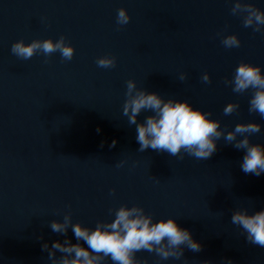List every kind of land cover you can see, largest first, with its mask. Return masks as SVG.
<instances>
[{"label":"water","instance_id":"obj_1","mask_svg":"<svg viewBox=\"0 0 264 264\" xmlns=\"http://www.w3.org/2000/svg\"><path fill=\"white\" fill-rule=\"evenodd\" d=\"M232 3L0 0V264H59L65 254L53 250L49 258L41 244L65 237L76 243L71 224L92 229L121 206L140 208L154 221L174 217L201 244L199 251L185 248L179 260L140 250L138 264H264V247L247 242L230 220L234 209L264 207V173H244L243 150L223 135L253 121L260 130L249 142L264 145V119L249 111L252 90L237 93L231 86L240 62L264 73V26L254 31L257 25L242 23L243 5L264 11V0H241L235 14ZM120 7L129 16L123 25L116 22ZM229 34L238 47L221 43ZM61 36L74 49L70 60L59 51L27 60L10 51L16 40ZM101 56L114 57V66H98ZM129 80L133 91L208 112L222 133L216 151L207 159L183 150L177 156L138 151L135 124L122 112ZM229 102L238 107L224 114ZM147 114L142 110L137 121ZM65 215L66 231L53 232L50 222ZM99 264L113 262L104 257Z\"/></svg>","mask_w":264,"mask_h":264},{"label":"clouds","instance_id":"obj_2","mask_svg":"<svg viewBox=\"0 0 264 264\" xmlns=\"http://www.w3.org/2000/svg\"><path fill=\"white\" fill-rule=\"evenodd\" d=\"M241 6V0H233L232 13L235 14ZM243 10L247 12L243 25L248 27L255 24L257 27L254 31H261L259 26H264V11L252 4H244ZM128 21L126 10L118 8L117 24L123 25ZM221 43L229 48L238 47L240 41L235 34H229L221 39ZM10 51L25 60L37 52L48 56L59 51L62 59L70 60L74 49L61 36L55 41L51 38L33 39L27 43L16 40L11 44ZM96 63L102 67L114 66L115 58L101 56ZM184 78L185 74L181 73L180 79ZM201 79L208 82L207 73H203ZM225 84H228V80H225ZM231 86L232 91L237 93L251 89L249 111L258 113L264 119V73L260 66L248 62L238 63L231 77ZM134 88L132 80L126 82L125 94L128 98L123 103L122 112L127 116L129 124H135L138 151L153 149L177 156L183 150L197 159H207L216 151V141L222 133L219 121L211 119L208 112L193 107L185 100H165L154 91H133ZM237 107L238 105L229 102L223 107V112L230 114ZM142 110L148 114L142 121H137ZM259 130L258 123L249 121L237 123L231 131L223 134L225 141L233 142L234 148L243 150L240 169L256 176L264 173V145L250 143L248 137ZM238 134L240 139H236ZM111 144L114 145L115 140ZM230 220L242 229L247 242L264 247V207L251 213L245 208L234 209ZM68 223L69 217L65 215L63 222L52 220L50 228L53 232L64 233ZM71 231L76 243H71L65 237L63 242L53 240L50 247L48 242H44L41 250L47 249L49 258L54 256L53 250L64 253L59 258V264H99L104 257H108L113 264H138L135 253L140 250L155 252L162 260L169 257L179 260L185 248L192 251L201 249V244L193 239L189 229L180 226L174 217L154 221L135 206L117 208L110 222H98L92 229L73 223ZM81 240L86 247L80 244ZM52 264H56L55 259ZM202 264L209 262L205 260ZM225 264H232V261L228 259Z\"/></svg>","mask_w":264,"mask_h":264}]
</instances>
